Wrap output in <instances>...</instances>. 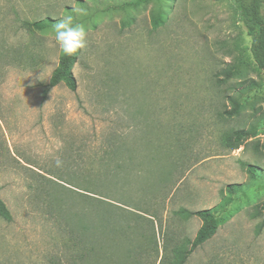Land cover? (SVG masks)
<instances>
[{
	"label": "rangeland",
	"instance_id": "obj_1",
	"mask_svg": "<svg viewBox=\"0 0 264 264\" xmlns=\"http://www.w3.org/2000/svg\"><path fill=\"white\" fill-rule=\"evenodd\" d=\"M129 1L0 0V264H159L229 184L230 217L185 264H264V73L230 1L168 0L157 29L158 4ZM68 15L87 31L74 92L47 89L54 26H27Z\"/></svg>",
	"mask_w": 264,
	"mask_h": 264
},
{
	"label": "trees",
	"instance_id": "obj_2",
	"mask_svg": "<svg viewBox=\"0 0 264 264\" xmlns=\"http://www.w3.org/2000/svg\"><path fill=\"white\" fill-rule=\"evenodd\" d=\"M155 1L158 4L157 10L151 13V26L157 29L164 23V12L167 9L165 3L168 0H132L121 5L122 8L137 9L147 3ZM233 7L236 18L249 39L247 53L250 61L256 69L264 73V0H229ZM56 21L45 18L33 23H27V26L38 31H45L55 24ZM79 52V51H78ZM78 54V53H77ZM77 54L74 56H61L58 60L56 68L52 71L47 89L54 88L63 83L70 91L76 90V80L72 74V68L76 62ZM244 63L241 64L243 67ZM241 70L238 66L233 69L225 70V75L240 76ZM230 75V76H229ZM232 114H236L240 110L239 103L232 99ZM237 136H254L252 133L235 132ZM247 174L256 179L257 169L253 165H246ZM243 185L229 184L225 187L222 200L211 209H203L195 212H187V216H195L202 221L201 226L197 230L194 239L190 242H172L170 249L168 243L162 247V256L159 264H185L189 255L200 245L209 240L216 232L217 228L226 223L230 217L228 207L232 202V197L242 192ZM264 212V203L261 205ZM0 217L5 221L11 220V215L5 204L0 199ZM264 225V216L259 227V231Z\"/></svg>",
	"mask_w": 264,
	"mask_h": 264
},
{
	"label": "clouds",
	"instance_id": "obj_3",
	"mask_svg": "<svg viewBox=\"0 0 264 264\" xmlns=\"http://www.w3.org/2000/svg\"><path fill=\"white\" fill-rule=\"evenodd\" d=\"M50 35L54 38L60 54L70 57L84 47L87 31L83 23L76 22L73 16L68 15L60 18Z\"/></svg>",
	"mask_w": 264,
	"mask_h": 264
}]
</instances>
